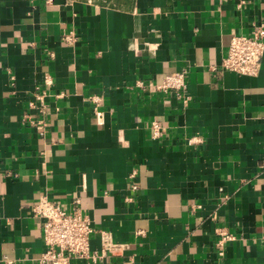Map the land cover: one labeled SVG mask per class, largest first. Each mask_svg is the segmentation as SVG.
I'll use <instances>...</instances> for the list:
<instances>
[{"label":"crops","instance_id":"crops-1","mask_svg":"<svg viewBox=\"0 0 264 264\" xmlns=\"http://www.w3.org/2000/svg\"><path fill=\"white\" fill-rule=\"evenodd\" d=\"M258 24L264 0H0V264H39L41 196L91 219L76 264H264V55L221 66Z\"/></svg>","mask_w":264,"mask_h":264},{"label":"built area","instance_id":"built-area-1","mask_svg":"<svg viewBox=\"0 0 264 264\" xmlns=\"http://www.w3.org/2000/svg\"><path fill=\"white\" fill-rule=\"evenodd\" d=\"M64 39L72 42L75 37L72 33H65ZM264 55V25H255L250 35H233L227 55L221 61V66L230 71L244 75H257ZM187 88L185 72L176 71L165 77L160 83L150 84L153 91H168L176 89L185 91ZM39 95L37 99L41 100ZM95 105L101 102L99 96L93 97ZM31 105L35 102H30ZM41 134H44L47 123L40 119L36 125ZM154 136L158 135V126L154 125ZM78 202V201H77ZM30 212L42 219L45 248L37 257L39 264H76L78 260L96 258L90 251V238L94 231L91 219L80 207L75 206L72 211L65 210L58 201L47 196H41L30 205ZM225 235L223 239L227 238ZM103 247L101 257L114 252L115 244L108 233L102 236ZM264 241V235H263Z\"/></svg>","mask_w":264,"mask_h":264}]
</instances>
